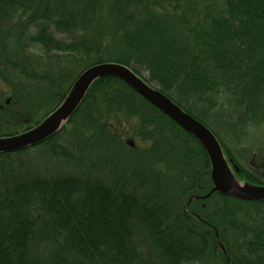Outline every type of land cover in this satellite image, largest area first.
Here are the masks:
<instances>
[{"label": "trees", "instance_id": "obj_1", "mask_svg": "<svg viewBox=\"0 0 264 264\" xmlns=\"http://www.w3.org/2000/svg\"><path fill=\"white\" fill-rule=\"evenodd\" d=\"M102 63L166 95L264 187V150L249 163L247 149L264 126V0H0V139L39 126ZM68 125L0 155V264H264V202L214 192L201 144L125 82L97 80ZM38 148L70 171L32 172Z\"/></svg>", "mask_w": 264, "mask_h": 264}, {"label": "water", "instance_id": "obj_2", "mask_svg": "<svg viewBox=\"0 0 264 264\" xmlns=\"http://www.w3.org/2000/svg\"><path fill=\"white\" fill-rule=\"evenodd\" d=\"M106 77L118 78L125 82L143 99L165 114L201 144L210 159V174L214 192L232 195L246 201L264 202V187L244 183V185L237 186L226 182L227 159L221 144L207 127L183 111L166 95L145 82L131 69L116 63L96 64L86 69L75 82L65 101L39 126L23 134L0 139V155L24 151L42 144L70 120L90 87L97 80ZM128 144L134 147L133 141H129Z\"/></svg>", "mask_w": 264, "mask_h": 264}, {"label": "rangeland", "instance_id": "obj_3", "mask_svg": "<svg viewBox=\"0 0 264 264\" xmlns=\"http://www.w3.org/2000/svg\"><path fill=\"white\" fill-rule=\"evenodd\" d=\"M143 75L146 76V74H143ZM69 121L67 123H65L61 127V129L56 133L61 132L64 127L69 128V125H68ZM126 144L129 146L127 141H126ZM137 144H139L140 147H145V146H142L143 144H141L140 141H137ZM247 144L250 146V147H247V149L249 150L248 153L250 154L249 155V163H250L251 159H253L251 157L252 154H255L258 150H264V126L254 130V132L251 135L250 140H249V142H247ZM168 146L170 147V149H169V147H165L164 145H161V147H160V151L162 152V155H164V157L162 158V160L160 162V165L163 168L172 167V169H173V147L170 145H168ZM35 147H37V146H35ZM31 148H33V147H31ZM31 148H29V149H31ZM143 155H145L144 152H143ZM131 157H133V156H130V158ZM127 158H129V157H127ZM140 158H142L141 155L136 157L137 160ZM24 161L26 162V164L28 162L29 169H32L33 170V171L31 170L32 172H34L36 174H41L44 176L62 174V173L70 171V169H68L69 165H67L66 162L64 164V163L53 160V158L50 156V154L46 148H38V149L30 151V154H28L26 157H24ZM152 163H153V161H152ZM249 163H248V165H249ZM102 164H103V166L105 165V163H102ZM156 165L157 164L155 163V166ZM83 166H86V163H84ZM77 167H79V166L77 165ZM159 169L162 172L160 167H159ZM207 175H208V173L202 175L203 179L206 178ZM210 178H211V174H210ZM225 180H226V182H228L231 185H237V186L238 185H244L243 182H241L240 180L237 179L235 171H234L233 167L229 164L228 161H227V166H226V171H225ZM211 181H212V178H211ZM212 184H213V182H212ZM168 196L170 197L171 195H168ZM195 200L196 199H191L190 202L193 203V201H195ZM196 206H197V209H199V211L202 209L201 205H196ZM205 206L206 207L203 209V211L207 210V212H209V211L211 212V210L213 209L212 206L209 205L208 203ZM204 264H209V263H207V261H205Z\"/></svg>", "mask_w": 264, "mask_h": 264}]
</instances>
